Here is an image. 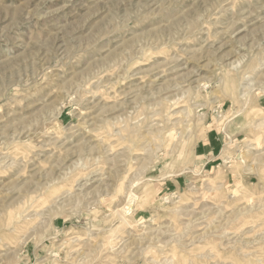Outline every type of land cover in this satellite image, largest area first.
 Returning a JSON list of instances; mask_svg holds the SVG:
<instances>
[{
	"label": "rangeland",
	"instance_id": "1",
	"mask_svg": "<svg viewBox=\"0 0 264 264\" xmlns=\"http://www.w3.org/2000/svg\"><path fill=\"white\" fill-rule=\"evenodd\" d=\"M263 122L264 0H0V264H264Z\"/></svg>",
	"mask_w": 264,
	"mask_h": 264
},
{
	"label": "crops",
	"instance_id": "2",
	"mask_svg": "<svg viewBox=\"0 0 264 264\" xmlns=\"http://www.w3.org/2000/svg\"><path fill=\"white\" fill-rule=\"evenodd\" d=\"M218 137L216 136V132L213 133L211 130L207 131L203 138L200 139V143L196 144V148L194 147V154L197 152L200 153V155H204L206 162L205 165H208L212 163L216 158V150L218 149L219 143H218ZM219 152V151H218ZM179 179H174L173 182L179 185Z\"/></svg>",
	"mask_w": 264,
	"mask_h": 264
},
{
	"label": "bare ground",
	"instance_id": "3",
	"mask_svg": "<svg viewBox=\"0 0 264 264\" xmlns=\"http://www.w3.org/2000/svg\"><path fill=\"white\" fill-rule=\"evenodd\" d=\"M228 73V72H227ZM230 83H233V82H231V81H229ZM260 125H264V122L263 123H258V125L256 126V127H258V126H260Z\"/></svg>",
	"mask_w": 264,
	"mask_h": 264
}]
</instances>
